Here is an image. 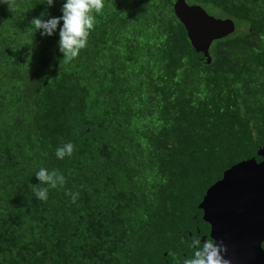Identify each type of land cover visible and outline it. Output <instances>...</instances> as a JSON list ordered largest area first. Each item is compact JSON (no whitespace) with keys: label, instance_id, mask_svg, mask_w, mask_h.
<instances>
[{"label":"trees","instance_id":"1","mask_svg":"<svg viewBox=\"0 0 264 264\" xmlns=\"http://www.w3.org/2000/svg\"><path fill=\"white\" fill-rule=\"evenodd\" d=\"M173 1L105 0L71 63L30 24L66 0L0 2V264H183L210 239L206 188L264 143V0H186L233 22L208 62ZM40 167L66 178L47 201Z\"/></svg>","mask_w":264,"mask_h":264},{"label":"water","instance_id":"2","mask_svg":"<svg viewBox=\"0 0 264 264\" xmlns=\"http://www.w3.org/2000/svg\"><path fill=\"white\" fill-rule=\"evenodd\" d=\"M172 10L182 23L191 45L198 47L201 61L208 62L212 39L225 36L234 26L229 17L208 13L200 4L174 0ZM202 218L208 236L228 246L231 264H264V143L255 154L226 167L203 195Z\"/></svg>","mask_w":264,"mask_h":264},{"label":"clouds","instance_id":"3","mask_svg":"<svg viewBox=\"0 0 264 264\" xmlns=\"http://www.w3.org/2000/svg\"><path fill=\"white\" fill-rule=\"evenodd\" d=\"M8 5L9 10H13L15 0H0ZM47 6H52L54 0H42ZM105 8V0H66L63 3L61 16H54L47 20L34 17L30 24L36 31H40L42 36H51L59 29V51L63 54V62L71 63L76 59L81 50L88 45V38L94 31L97 24V16L102 15ZM61 21L63 24L61 25ZM74 152V145L67 142L56 149L57 159L63 160L71 157ZM39 183L32 185V191L39 201H47L49 189L63 187L66 183L65 176L57 169L49 171L44 167L35 173ZM66 195L71 197L73 203L76 202L79 193L70 190ZM195 249L191 258L183 260V264H231V260L225 258L228 246L223 240L217 242L214 239H206L203 242L199 238H194L191 245Z\"/></svg>","mask_w":264,"mask_h":264},{"label":"rangeland","instance_id":"4","mask_svg":"<svg viewBox=\"0 0 264 264\" xmlns=\"http://www.w3.org/2000/svg\"><path fill=\"white\" fill-rule=\"evenodd\" d=\"M210 13V12H209ZM211 14H213V13H211ZM214 15V14H213ZM215 16V15H214Z\"/></svg>","mask_w":264,"mask_h":264}]
</instances>
